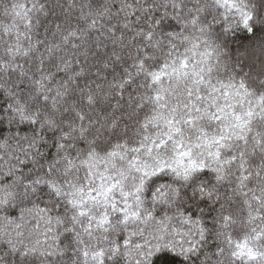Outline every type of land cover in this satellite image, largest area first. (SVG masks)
I'll list each match as a JSON object with an SVG mask.
<instances>
[{"label": "clouds", "instance_id": "1", "mask_svg": "<svg viewBox=\"0 0 264 264\" xmlns=\"http://www.w3.org/2000/svg\"><path fill=\"white\" fill-rule=\"evenodd\" d=\"M0 264H264V0H0Z\"/></svg>", "mask_w": 264, "mask_h": 264}]
</instances>
